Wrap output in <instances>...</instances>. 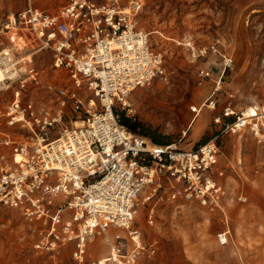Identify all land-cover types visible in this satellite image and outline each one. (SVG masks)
<instances>
[{
	"label": "built area",
	"instance_id": "2783aa9c",
	"mask_svg": "<svg viewBox=\"0 0 264 264\" xmlns=\"http://www.w3.org/2000/svg\"><path fill=\"white\" fill-rule=\"evenodd\" d=\"M141 8L138 0H67L53 14L29 4L7 18L4 29L11 42L29 36L39 50H49L52 69L65 72L71 84L57 90L53 107H35L21 96L25 83L38 77L30 68L0 113L7 127L25 131L23 139L4 135L0 140V209L21 215L37 253L72 245L73 262L85 264L91 238L113 228L126 231L134 249L121 256L120 246L110 245L107 264H134L143 250L139 231L132 227L140 206L165 200L223 210L227 190L213 141L189 151L176 144L154 145L122 127L114 113L130 117L131 94L165 79L164 58L139 27ZM179 45L195 60L218 53L217 43ZM209 76L207 71L198 74L201 82ZM219 83L199 109L191 108L194 119L203 107L215 110ZM83 89L93 97L85 100ZM68 107L74 121L70 129L64 124ZM213 122L226 133H249L264 144V104L240 111L226 106ZM153 213L154 204L149 224ZM218 242L227 244L226 232L218 235Z\"/></svg>",
	"mask_w": 264,
	"mask_h": 264
},
{
	"label": "rangeland",
	"instance_id": "374dc122",
	"mask_svg": "<svg viewBox=\"0 0 264 264\" xmlns=\"http://www.w3.org/2000/svg\"><path fill=\"white\" fill-rule=\"evenodd\" d=\"M92 1L100 4L107 0ZM138 1L142 5L139 27L150 34L153 47L162 54L166 74L165 79H155L131 94L129 118L144 132L183 151L213 141L227 196L222 211L184 201L140 206L132 227L139 231L143 250L134 264H264V144L257 143L249 133H226L213 122L226 106L240 111L264 104V0ZM66 2L0 0V69L5 75L0 81V113L20 89L19 82L27 79L30 68L38 77L21 89L24 102L51 108L57 90L70 89L67 74L52 69L49 50H39L29 36L14 38L13 44L11 34L4 29L8 16L29 4L53 14ZM188 41L195 47L217 43L218 53L195 60L179 45ZM227 62L229 67H225ZM200 71L209 72V78L201 82ZM218 82L213 97L215 110L203 107L194 119L196 113L191 108L199 109ZM80 94L85 100L93 97L85 89ZM67 113L64 124L70 129L74 121L69 107ZM4 135L23 139L20 135L25 131L7 127L0 118V140ZM153 204V223L149 224L147 217ZM223 232L228 242L220 245L218 235ZM92 239L87 244L85 264L107 258L110 245H119L121 256L134 249L124 230L111 228ZM33 244L21 215L0 209V264H75L72 245L54 253H37Z\"/></svg>",
	"mask_w": 264,
	"mask_h": 264
},
{
	"label": "trees",
	"instance_id": "16d2710c",
	"mask_svg": "<svg viewBox=\"0 0 264 264\" xmlns=\"http://www.w3.org/2000/svg\"><path fill=\"white\" fill-rule=\"evenodd\" d=\"M114 113L116 115H118L119 124L122 127L126 128L128 131H130L136 135H139L141 137L147 138L154 145L167 146L166 144H164L163 142H161L160 140H158L154 136L150 135L147 132H144V129L142 128V126L138 123L132 122V120L128 116H126V114L124 112H117V110H114Z\"/></svg>",
	"mask_w": 264,
	"mask_h": 264
},
{
	"label": "bare ground",
	"instance_id": "6f19581e",
	"mask_svg": "<svg viewBox=\"0 0 264 264\" xmlns=\"http://www.w3.org/2000/svg\"><path fill=\"white\" fill-rule=\"evenodd\" d=\"M7 51H4V54H6ZM9 55V54H8ZM7 56V55H6ZM4 73L2 72V70L0 69V81L2 82L4 80ZM77 126L79 125V123L76 124ZM222 236V235H221ZM222 240H224V238H222ZM141 246V245H140ZM116 258V257H115ZM100 264H107V258H103L99 260Z\"/></svg>",
	"mask_w": 264,
	"mask_h": 264
},
{
	"label": "crops",
	"instance_id": "0c3cea01",
	"mask_svg": "<svg viewBox=\"0 0 264 264\" xmlns=\"http://www.w3.org/2000/svg\"><path fill=\"white\" fill-rule=\"evenodd\" d=\"M90 242L92 243L93 242V239L91 238Z\"/></svg>",
	"mask_w": 264,
	"mask_h": 264
}]
</instances>
